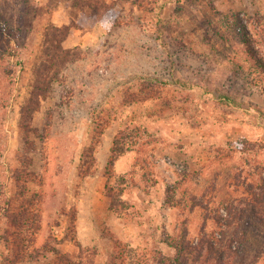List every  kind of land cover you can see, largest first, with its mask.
<instances>
[{
    "label": "rangeland",
    "instance_id": "rangeland-1",
    "mask_svg": "<svg viewBox=\"0 0 264 264\" xmlns=\"http://www.w3.org/2000/svg\"><path fill=\"white\" fill-rule=\"evenodd\" d=\"M52 22L75 54L25 120ZM253 53L264 62V0H0V205L25 184L36 205L24 233L0 210V264H158L184 222L194 243L221 237L227 206L264 197ZM115 141L129 149L108 170ZM246 220L227 238L247 233L243 264H264V224Z\"/></svg>",
    "mask_w": 264,
    "mask_h": 264
},
{
    "label": "trees",
    "instance_id": "trees-1",
    "mask_svg": "<svg viewBox=\"0 0 264 264\" xmlns=\"http://www.w3.org/2000/svg\"><path fill=\"white\" fill-rule=\"evenodd\" d=\"M102 3L103 7H99L98 2L96 6L93 7V11L97 12L98 16H102V12L109 13V8L106 7L107 5L104 4V2ZM90 4L91 3H89V5ZM71 27V25L57 26L52 22L43 31L44 42L41 47V53L46 56V59L40 58L42 61L34 72L33 83L29 86L30 91L28 93L26 106L22 108L21 112L25 120H32V116L40 108L41 101L46 99L50 94L54 82L60 79L64 68L72 61L75 50L66 49L63 46L70 35ZM257 55L253 53V55L251 54L250 56L258 67L263 70L260 74L264 76V62ZM128 149H126L124 143L115 141V147L112 150V157L108 165V170H110L115 161L125 154ZM25 185L21 186V199L19 203L13 199H7L4 207L0 205V210L4 212V217L12 222V228L18 231V233H20V230H23L22 233H24L27 227H31L30 224L33 222V215L30 213L35 210L34 208L36 206L32 199H27L28 196L26 193L28 190ZM174 189V187L169 189L168 201L171 207L180 205L174 198ZM108 191L110 209L116 210L117 204L115 202L116 195L114 194V189L110 188ZM262 204H264V197L254 196V200H252L250 207L233 208L232 206H227L226 209L229 213V218L225 223L223 222L220 227L221 237L211 241L204 239L206 243H203V240L194 243L190 237L187 222H184L183 225L185 226H183L178 236L169 237L165 240L166 244L175 250V255L173 257H166L160 254L158 264H243V249L248 241V234H242L236 230L233 232V238L228 240L225 228H231L235 225L242 228L247 221L246 219L249 213H252L264 224V210L260 207ZM198 206H201V204L195 202L192 206V210ZM217 220V222L221 224V219L218 218ZM24 237L26 238L25 235ZM30 248L29 245L23 248V252L17 257L19 263L31 261L32 256L28 255V250Z\"/></svg>",
    "mask_w": 264,
    "mask_h": 264
}]
</instances>
